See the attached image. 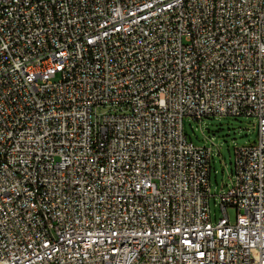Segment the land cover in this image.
Returning a JSON list of instances; mask_svg holds the SVG:
<instances>
[{"label":"built area","instance_id":"2783aa9c","mask_svg":"<svg viewBox=\"0 0 264 264\" xmlns=\"http://www.w3.org/2000/svg\"><path fill=\"white\" fill-rule=\"evenodd\" d=\"M0 264H264V0H0Z\"/></svg>","mask_w":264,"mask_h":264},{"label":"rangeland","instance_id":"374dc122","mask_svg":"<svg viewBox=\"0 0 264 264\" xmlns=\"http://www.w3.org/2000/svg\"><path fill=\"white\" fill-rule=\"evenodd\" d=\"M182 125L193 144L211 149L209 210L214 222L222 216L219 194L230 186L233 179L235 147L257 140V120L253 116H227L197 121L185 116ZM226 213L230 223H235L236 208L227 207Z\"/></svg>","mask_w":264,"mask_h":264}]
</instances>
